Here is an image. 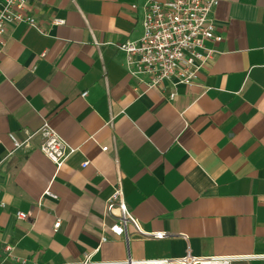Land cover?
Returning <instances> with one entry per match:
<instances>
[{
  "label": "crops",
  "instance_id": "1",
  "mask_svg": "<svg viewBox=\"0 0 264 264\" xmlns=\"http://www.w3.org/2000/svg\"><path fill=\"white\" fill-rule=\"evenodd\" d=\"M143 2L29 0L46 34L9 25L0 51V264H68L88 253L124 264L187 248L264 264L255 256L264 254V0H219L223 38L208 42L217 51L174 98L171 85L137 87L118 49L141 34ZM44 119L75 148L59 168L39 134L24 148L9 137L24 140ZM119 183L142 228L168 237L129 227L127 241L110 231L116 219L105 203Z\"/></svg>",
  "mask_w": 264,
  "mask_h": 264
},
{
  "label": "built area",
  "instance_id": "2",
  "mask_svg": "<svg viewBox=\"0 0 264 264\" xmlns=\"http://www.w3.org/2000/svg\"><path fill=\"white\" fill-rule=\"evenodd\" d=\"M219 0H144L140 24L142 32L135 39H127L118 45L124 54V66L133 77L136 86L143 85L146 89H162L171 85L169 98H174L175 88L180 85H192L198 79L202 67L217 51L208 42H220L222 35L215 26L214 11ZM29 0H0V51L7 41V30L12 23H26L37 31L46 34L35 16L27 12ZM136 9V5H132ZM64 23L63 19L54 17L52 24ZM82 91L81 96H86ZM39 134L41 141L39 149L56 165L61 167L65 160L75 151L56 131L47 120L33 133H27L24 140H19L10 133L15 148H24L30 145L33 135ZM103 151L109 147L103 145ZM88 161L81 166L86 167ZM1 192V191H0ZM44 195L56 197L49 189ZM4 205V202H0ZM105 213L114 216L116 222L109 227L110 231L118 236L129 239V227L134 234L144 235L155 239L168 237L165 231H145L140 222L129 209L121 184L116 185L105 203ZM16 216L26 219L28 215L17 211ZM61 224L56 219L53 228L56 231ZM107 237L103 236L101 242ZM6 250L12 247L7 245ZM264 258V254L255 255ZM91 254L68 264H111V261L95 262ZM235 255H195L189 248L178 257H157L148 259H131L117 261L124 264H232L237 258Z\"/></svg>",
  "mask_w": 264,
  "mask_h": 264
}]
</instances>
